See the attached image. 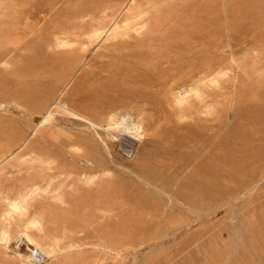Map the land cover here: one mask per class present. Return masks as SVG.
Returning <instances> with one entry per match:
<instances>
[{
	"label": "bare ground",
	"instance_id": "1",
	"mask_svg": "<svg viewBox=\"0 0 264 264\" xmlns=\"http://www.w3.org/2000/svg\"><path fill=\"white\" fill-rule=\"evenodd\" d=\"M171 1L45 0L44 16L60 10L58 8L66 3L68 21L65 25L56 20L52 21V18L48 27L29 22L24 27H19L14 20L18 17L16 8L21 5V0H0V71L13 77L15 87L13 92H10L14 93L16 99L28 102L34 117L41 118L40 122L33 124L31 131L25 135L16 127L10 126L1 116L11 102L17 107L19 102L7 101L0 97V264H34L31 257L34 248L45 258L43 264H104L105 255L112 258L113 264H118V260L123 258V250L133 245L122 226L106 228L91 238L82 236L96 218L110 216L123 205L121 202L123 199L118 198L117 183L113 180L112 165L115 161L111 153L112 147L116 143H121L124 138L142 143L151 132L152 117L142 108H125L123 103L125 97L109 92V87L118 83L119 79L122 84H130L136 74L133 66L140 67L151 81L139 85L138 90L149 93L151 89H157L153 90V95L155 92L158 93L163 102L176 111L177 118L183 119L189 115L196 102L204 106L205 113L214 112L215 106L205 101V92L207 89H215L228 73L227 69H219L214 63L207 66L193 64L196 57H168L169 35L173 28L169 23L171 14L168 10ZM203 2L208 6L211 24H214L219 7L218 0H193V8H190L187 17L190 21L189 27L179 28L181 43L187 44L190 35L194 33L192 22ZM221 5L222 12L228 13L226 1H222ZM8 16L12 19L6 23L3 19ZM211 39L214 40L213 33ZM114 42L130 46L119 50L120 59L112 67L113 75L109 79L101 80L97 85L99 99L102 102L94 101L89 105V107L92 105L90 109L75 105L67 99L71 86L82 70H94L91 69L86 57L72 59L73 52L76 50L85 52L91 44H96L99 49H105L106 44ZM17 47H24L37 56L52 57V65L46 66L49 68L41 66L42 69L39 71L34 63H30L24 69H19L10 58ZM97 71L106 69L100 66ZM118 74L123 75L122 78L118 79L116 77ZM5 87L0 80V91L5 90ZM56 116L71 117L84 125L85 130L77 133L76 130L72 132L55 126L52 121ZM163 146L169 149L171 145L168 143ZM21 150L25 153H15ZM178 157L180 159V156ZM185 162L191 163V158H187ZM55 164L60 166L57 175L51 173ZM135 167L134 169L137 168ZM136 173L135 176L142 180L143 184L153 187V190L156 189L160 199L167 202L178 201V192H175L177 193L175 198L143 178L142 174ZM180 177L182 179V176ZM190 184L192 185V182ZM249 188L251 190V187ZM41 199L47 202L38 204ZM179 199L183 201L182 198ZM185 204L188 205V202ZM193 214L195 216V213ZM95 233L97 234L96 230ZM89 251L104 256L90 255Z\"/></svg>",
	"mask_w": 264,
	"mask_h": 264
},
{
	"label": "rangeland",
	"instance_id": "2",
	"mask_svg": "<svg viewBox=\"0 0 264 264\" xmlns=\"http://www.w3.org/2000/svg\"><path fill=\"white\" fill-rule=\"evenodd\" d=\"M192 1L172 0L168 6L171 14L169 23L173 27L169 35L168 57H196L193 64L207 66L214 63L217 68L228 70L215 89H207L205 92V101L215 106L214 112L205 113L204 106L196 102L189 113L190 116L178 119L176 111L163 102L158 93L153 95V90L157 89H151L149 93L138 90L139 85L151 81V78L136 66H133L136 74L130 84H122L119 78L123 75L118 74L116 77L119 82L109 87V92L125 97V108H142L153 119L150 135L142 143L124 138L121 143L112 147L111 153L115 161L112 165L113 180L117 183L118 198L123 199V205L110 216L96 218L92 226L82 233V236L91 238L106 228L122 226L133 245L123 250V258L118 260V264H264V0H218L219 7L214 24H211L207 4L203 2L192 22L195 31L186 44L179 40V28L189 27L190 21L187 17L188 11L193 8ZM222 1H226L228 13L222 12ZM65 8L66 3L58 8L60 10L51 13L52 16H44L45 0H21V5L16 8L18 17L14 22L16 21L19 27H24L28 22L48 27L53 18L52 21L56 20L65 25L68 21ZM11 19L12 17L8 16L3 21L8 23ZM22 31L21 33L25 32ZM91 45L85 52L76 50L71 58L86 57L94 71L82 70L67 94V99L72 103L88 109L94 101L102 102L97 85L101 80L109 79L113 75L112 67L120 59L119 53L126 46H130L114 42L106 44L105 49H99L96 44ZM12 56L10 58L21 70L34 63L40 71L43 67L51 66L53 61L52 57L37 56L24 47L15 48ZM100 66L106 71H97ZM0 75L3 86H7V92L0 91V97L7 101L19 102L18 107L11 102L1 116L10 126L16 127L26 135L41 118L34 117L28 102L16 99L12 93L15 87L13 77L1 71ZM86 105L88 107H85ZM52 124L72 132L76 130L77 133L85 130L84 125L67 116H56ZM168 143L171 145L169 149L163 146ZM15 153L25 152L21 150ZM187 158H191L192 162H185ZM58 170L60 171V166L55 164L51 173L57 175ZM135 173L142 174L143 178L175 198V192H178L179 202L160 199L156 189L143 184ZM129 188H134V191ZM185 198L188 200L185 201ZM45 202L47 201L41 199L38 204ZM183 202H188V205ZM203 203L205 205H202ZM174 204L176 205L173 206ZM163 221L164 223H161ZM22 250L24 251V246ZM89 254L104 256L92 251H89ZM104 257V264H113L109 255Z\"/></svg>",
	"mask_w": 264,
	"mask_h": 264
},
{
	"label": "built area",
	"instance_id": "3",
	"mask_svg": "<svg viewBox=\"0 0 264 264\" xmlns=\"http://www.w3.org/2000/svg\"><path fill=\"white\" fill-rule=\"evenodd\" d=\"M31 257H32V261L34 262V264H43L45 261V258L43 257V255L35 248L31 252Z\"/></svg>",
	"mask_w": 264,
	"mask_h": 264
}]
</instances>
